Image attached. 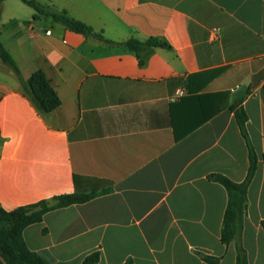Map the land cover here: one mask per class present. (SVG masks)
Listing matches in <instances>:
<instances>
[{
	"label": "crops",
	"instance_id": "obj_1",
	"mask_svg": "<svg viewBox=\"0 0 264 264\" xmlns=\"http://www.w3.org/2000/svg\"><path fill=\"white\" fill-rule=\"evenodd\" d=\"M21 1V0H20ZM115 44L75 33L17 0L0 7V42L24 79L42 70L61 104L40 113L0 59V205L7 211L99 193L47 212L23 238L49 264H237L221 242L228 193L251 144L262 154L240 243L264 264V0H34ZM151 38L169 47L124 43ZM238 92L241 96L235 99Z\"/></svg>",
	"mask_w": 264,
	"mask_h": 264
},
{
	"label": "trees",
	"instance_id": "obj_2",
	"mask_svg": "<svg viewBox=\"0 0 264 264\" xmlns=\"http://www.w3.org/2000/svg\"><path fill=\"white\" fill-rule=\"evenodd\" d=\"M3 1L0 0V7ZM21 1L34 9L33 19H37L40 15L51 17L53 21L62 23L75 33L92 37L108 44H115L114 42L106 40L101 33L95 32L92 27L84 22L69 17L66 11L57 13L45 9L34 0ZM124 45L136 53H139L144 46L169 47L167 43L154 38L144 42L130 39ZM0 59L18 76L23 88L31 96L34 105L40 113L46 115L59 107L61 101L42 70H37L28 79H24L16 61L1 42ZM240 102L241 100H238L233 104L231 109L234 110L242 136L245 138L248 146L249 168L247 176L241 183L234 182L220 174L211 175L209 178L221 184L228 193V203L221 230V242L227 245L232 241H236V263L248 264L245 249L240 243V237L243 230L244 213L247 207L248 188L259 168L262 154L251 144L248 138L246 128L248 117L243 107H237ZM109 192H111V189L103 190L99 193L75 192L64 194L56 196L51 200H42L34 204L21 206L12 211H7L0 205V255L6 260L7 264H49L45 258L29 249L23 238V230L29 225L41 222L43 215L47 212L73 204H83L98 195ZM197 254L208 264H218L219 262L218 258L210 256L203 251H197ZM99 259L100 253L99 251H95L87 255L82 264H98ZM0 264H3L1 260ZM125 264H134V261L132 258H128Z\"/></svg>",
	"mask_w": 264,
	"mask_h": 264
},
{
	"label": "water",
	"instance_id": "obj_3",
	"mask_svg": "<svg viewBox=\"0 0 264 264\" xmlns=\"http://www.w3.org/2000/svg\"><path fill=\"white\" fill-rule=\"evenodd\" d=\"M241 93L240 92H238V94H237V96H236V98L235 99H238L241 95H240ZM0 260L3 262V264H7V262H6V260L0 255Z\"/></svg>",
	"mask_w": 264,
	"mask_h": 264
},
{
	"label": "rangeland",
	"instance_id": "obj_4",
	"mask_svg": "<svg viewBox=\"0 0 264 264\" xmlns=\"http://www.w3.org/2000/svg\"><path fill=\"white\" fill-rule=\"evenodd\" d=\"M19 2V4H22V2L20 0H17Z\"/></svg>",
	"mask_w": 264,
	"mask_h": 264
}]
</instances>
